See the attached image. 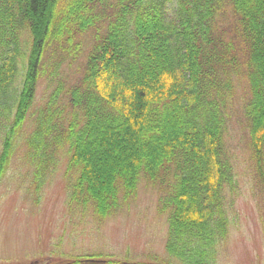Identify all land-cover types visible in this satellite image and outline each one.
I'll return each mask as SVG.
<instances>
[{"label": "trees", "instance_id": "trees-1", "mask_svg": "<svg viewBox=\"0 0 264 264\" xmlns=\"http://www.w3.org/2000/svg\"><path fill=\"white\" fill-rule=\"evenodd\" d=\"M26 118L34 181L65 149L70 201L100 216L155 185L165 258L144 264H216L239 154L264 190V0H0V171ZM113 131L135 151L94 178Z\"/></svg>", "mask_w": 264, "mask_h": 264}, {"label": "rangeland", "instance_id": "rangeland-1", "mask_svg": "<svg viewBox=\"0 0 264 264\" xmlns=\"http://www.w3.org/2000/svg\"><path fill=\"white\" fill-rule=\"evenodd\" d=\"M44 87L39 84L37 98ZM238 116L241 109L232 116L227 135L230 140L239 131ZM31 121L26 118L0 171V261L33 263L39 254L38 258L51 260L50 249L66 250L75 257L102 252L126 264L165 258L168 216L158 210L157 187L141 180L134 195L128 200L119 199L117 210L105 216L98 215L90 206H78L70 201L67 186L78 167L66 169L65 149L57 155V163L46 180L41 184L34 181L24 141L33 129ZM103 138L108 143L106 151L100 154L88 148L94 178L125 165V159L135 151L125 149L126 135L119 131ZM239 156L240 162L236 160L233 165L237 188L232 195L227 191L223 195L229 208V224L225 239L218 246L216 264H264V190L254 177L253 168L243 162V153Z\"/></svg>", "mask_w": 264, "mask_h": 264}, {"label": "flooded vegetation", "instance_id": "flooded-vegetation-1", "mask_svg": "<svg viewBox=\"0 0 264 264\" xmlns=\"http://www.w3.org/2000/svg\"><path fill=\"white\" fill-rule=\"evenodd\" d=\"M57 248V246H54ZM46 252V251H45ZM41 253V255H44V253ZM48 253L51 255V260L48 259H43V258H38L39 255L35 256L36 260L33 263H30V260H25L23 262H13V263H6L0 261V264H125V262H121L120 260L117 259H110V258H105L103 254L97 253L94 255V257H85V258H76L71 252L63 250L60 252H57L55 249H50L48 250ZM41 257V256H40ZM38 258V259H37Z\"/></svg>", "mask_w": 264, "mask_h": 264}]
</instances>
